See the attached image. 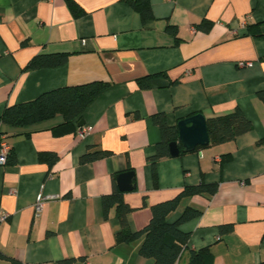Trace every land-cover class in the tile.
Here are the masks:
<instances>
[{"label": "crops", "instance_id": "1", "mask_svg": "<svg viewBox=\"0 0 264 264\" xmlns=\"http://www.w3.org/2000/svg\"><path fill=\"white\" fill-rule=\"evenodd\" d=\"M73 1L79 17L67 0H0V115L54 89L108 85L83 112L81 127L90 129L83 137L62 116L0 126L2 144L16 157L13 165L0 163V217L7 216L0 264H153L139 254L142 239L117 244L116 209L103 214L113 176L126 172L134 173L135 189L119 191L132 208L131 231L146 227L151 207L185 186L216 184L213 196L182 200L169 221L198 209L180 227L190 234L189 250L209 248L214 264H264V38L248 31L259 25L264 34V0H150L154 19L146 22L125 0ZM57 53L68 54L65 64L25 70L36 56ZM144 78L147 89L138 84ZM236 110L252 123L250 132L158 160L154 181L151 158L161 141L155 114L177 127L193 115L207 121ZM91 148L112 154L81 164ZM44 153L58 158L50 165ZM39 195L50 198L36 216ZM223 225L232 230L221 232ZM188 259L186 251L176 264Z\"/></svg>", "mask_w": 264, "mask_h": 264}, {"label": "trees", "instance_id": "2", "mask_svg": "<svg viewBox=\"0 0 264 264\" xmlns=\"http://www.w3.org/2000/svg\"><path fill=\"white\" fill-rule=\"evenodd\" d=\"M67 1L75 17L83 14L81 8L73 0ZM125 1L139 13L143 22L154 19L150 0ZM209 26L210 23L207 21L201 23L203 30H208ZM167 31L176 38V27L168 26ZM248 31L253 36L264 38V34H261L259 30V25L250 26ZM67 59L68 54L66 53L38 55L28 63L25 70L58 67L65 64ZM138 84L142 89L150 87L149 79L147 78L139 79ZM107 88L108 85L105 83L94 82L45 92L33 100L6 107L0 115V126L7 125L21 128L50 120L56 116H62L65 125L75 126L81 121L85 109ZM259 96L264 101V92L259 93ZM152 120L161 133V141L156 147V154L151 158L153 179L156 182V162L160 159L170 157L169 144L177 142L178 129L177 127L169 126L165 115L162 113L155 114ZM206 125L209 145L205 148L229 143L237 137L250 132L253 128L252 123L239 110L225 116L208 119ZM2 143L3 134L0 132V148ZM179 149V155H184L185 152H183L180 145ZM201 149L203 148H198L196 151ZM111 154L109 151L91 148L80 158V163H91L95 160L106 158ZM57 158L56 155L49 153L40 155L41 161L48 162L50 165ZM15 162V154L12 150H9L3 165H13ZM116 176H113V192L110 195L104 196L101 203L104 217H107L108 212L112 208L116 209L117 218L121 225V230L115 236L117 244L131 243L142 239L139 254L143 258L151 260L153 264L179 263L186 251L189 255L188 264H214V256L209 248H203L198 251L188 249L190 234L180 229L182 224L199 217L201 211L187 207L172 222L169 221V216L177 211L181 201L185 198L195 195L213 196L218 189L216 184L201 182L199 185L185 186L173 199L155 204L151 207L152 217L146 227L139 231H131L127 222V216L131 213L132 208L125 203L123 199L124 193L120 192L117 187ZM220 230L223 233H229L232 230V226L223 225L220 226ZM13 264H16V262L13 261Z\"/></svg>", "mask_w": 264, "mask_h": 264}, {"label": "water", "instance_id": "3", "mask_svg": "<svg viewBox=\"0 0 264 264\" xmlns=\"http://www.w3.org/2000/svg\"><path fill=\"white\" fill-rule=\"evenodd\" d=\"M78 126H83V122H79ZM177 129L178 142L169 144V154L171 157H177L180 154L179 144L185 153L194 152L198 148H205L209 145L206 119L203 115L197 114L179 121ZM133 181V172H126L117 176L118 188L122 192L134 190L135 185Z\"/></svg>", "mask_w": 264, "mask_h": 264}, {"label": "built area", "instance_id": "4", "mask_svg": "<svg viewBox=\"0 0 264 264\" xmlns=\"http://www.w3.org/2000/svg\"><path fill=\"white\" fill-rule=\"evenodd\" d=\"M239 67H244L247 64L246 63H239L238 64ZM89 128L88 127H81L78 129L77 133L79 135V137H83L87 132H89ZM9 152V147L6 146L5 144H2L1 146V156H0V163L4 164L7 158ZM217 162L220 161V159H216ZM50 197H44L43 195H39L36 199V203H35V214L36 216H38L40 214V212L42 211L43 205L45 204V202L49 199ZM7 216L3 215L0 217V221H4L6 220Z\"/></svg>", "mask_w": 264, "mask_h": 264}]
</instances>
